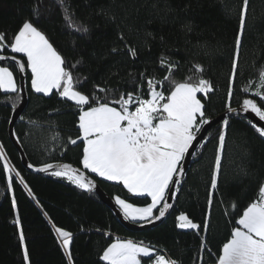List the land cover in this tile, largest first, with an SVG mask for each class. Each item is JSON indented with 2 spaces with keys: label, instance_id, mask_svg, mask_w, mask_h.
Returning a JSON list of instances; mask_svg holds the SVG:
<instances>
[{
  "label": "trees",
  "instance_id": "1",
  "mask_svg": "<svg viewBox=\"0 0 264 264\" xmlns=\"http://www.w3.org/2000/svg\"><path fill=\"white\" fill-rule=\"evenodd\" d=\"M241 5L242 0H64L63 5L60 0H0V33H5L10 41L22 23L31 19L63 56L65 66L80 78L78 90L109 100L127 91L146 93L148 78L162 80L168 75L160 64L162 56L168 63L177 65L170 81H165L160 89L166 95L172 83L185 81L192 74L193 65L200 64L205 70L204 77L214 88L209 98L202 100L206 115L213 121L227 112L231 59ZM34 9H38V16L33 15ZM66 16L74 25L86 26L88 31L69 27ZM186 23L191 25L190 31L183 27ZM113 48L117 51L113 52ZM129 48L135 49V57ZM4 54L18 56L7 50ZM0 65L14 72L18 84L14 63ZM262 67L264 0H249L238 74L232 85L233 109H241L245 98L256 99L264 106L258 97L243 91L249 84L253 91L257 90ZM25 84L26 107L16 114L13 132L28 164L37 168L45 163H68L82 169V141L78 140L77 145L68 143L70 137L77 138V110L69 106L71 102L61 101L55 94L43 97L32 92L30 72L25 73ZM96 86L109 91L99 93ZM21 103L20 92H0V148L13 177L9 189L8 173L3 170L5 161L0 160V264H24L18 229L13 223L17 216L26 237L30 264H67L53 224L73 233L74 264H103L99 256L117 238L143 242L180 264H215L218 247L229 238L232 217L256 198L259 186L264 183V138L255 132L247 116L226 117L230 127L218 191L213 194L211 208L208 206L210 181L222 122L214 125L193 151L163 222L153 228L128 232L97 191L86 193L45 173L36 175L26 171L8 137L12 116ZM17 172L20 177L16 176ZM87 174L113 202L116 196L140 206L150 202L130 196L121 185ZM21 178L24 183L20 182ZM232 204L237 207L233 209ZM209 212L210 231L206 234L176 227L180 214L202 224ZM147 224L151 223L138 225ZM202 239L207 241L204 250H201Z\"/></svg>",
  "mask_w": 264,
  "mask_h": 264
},
{
  "label": "snow or ice",
  "instance_id": "2",
  "mask_svg": "<svg viewBox=\"0 0 264 264\" xmlns=\"http://www.w3.org/2000/svg\"><path fill=\"white\" fill-rule=\"evenodd\" d=\"M63 2L64 0H60L61 5ZM248 3L249 0H242L238 16L239 25L234 41L227 92L229 103L226 107L229 114L235 111L230 103L233 96L232 85L238 74ZM33 15H39L38 9L33 10ZM65 19L68 26L76 31H88L84 25H74L69 16ZM183 27L191 30L190 24L186 23ZM120 38L123 39V36ZM6 50L18 56H6ZM112 51L117 49L113 48ZM129 53L132 57L136 56L135 49L129 48ZM6 60L14 62L20 73L30 72L32 92L42 94L43 97L55 94L61 101L71 102L69 106L77 110V138L70 137L68 143L77 145L78 140L82 141V169L68 163H45L34 170L64 180L86 193H92L96 188L95 180L87 175L94 174V177L103 181L121 185L132 197L150 200L145 206L139 207L116 196L115 205L125 220L132 223H154L163 220L172 207L168 201L170 196L174 198L173 190H179L181 181L177 177L183 174L182 162L194 147L197 134L205 125L211 123L202 100L208 99L214 88L204 77L203 66L194 64L190 69L192 74L183 82L172 83L166 95L165 91L160 89H163L165 81H170L172 70L177 65L168 63L167 58L162 56L160 64L167 69L168 75L162 80L148 78L146 93L127 91L113 96L110 100L95 94L87 95L77 88L81 83L80 78L75 77L71 68L65 66L63 56L31 19L22 23L10 41L5 33H0V61ZM75 67L73 64L72 68ZM141 77L143 78V73ZM256 88L257 90L253 91L252 85L249 84L243 91L264 102V67L259 72ZM20 90L14 72L9 67L0 65V92L11 94L19 93ZM96 91L107 94L109 90L96 86ZM241 111L254 113L260 121H264V106L258 104L256 99H243ZM251 126L259 137L264 138V126ZM229 127V119L224 118L218 134L211 175L209 208L213 203V194L218 191L222 154ZM0 160L6 161L3 153H0ZM28 167L32 168L33 165L29 164ZM3 170L8 173L7 186L11 189L12 168L5 162ZM16 176L20 177V173L17 172ZM20 182L24 183L22 178ZM29 195H33L30 189ZM12 206L16 207L15 199ZM231 207L235 209L237 206L232 204ZM176 219V227L179 229L205 234L210 231V212L202 224L193 222L186 214H180ZM13 223L18 229L23 262L30 264L29 250L19 216ZM53 228L67 264H74L71 251L73 233L55 224ZM206 244V239H202L201 250L206 248ZM143 258L148 259L144 261ZM99 260L103 264H180L143 242L119 238L103 250ZM215 264H264V183L259 186L256 198L232 217L229 238L222 243V247H218Z\"/></svg>",
  "mask_w": 264,
  "mask_h": 264
},
{
  "label": "water",
  "instance_id": "3",
  "mask_svg": "<svg viewBox=\"0 0 264 264\" xmlns=\"http://www.w3.org/2000/svg\"><path fill=\"white\" fill-rule=\"evenodd\" d=\"M9 62H12V61H0V64H3V63H9ZM14 63V62H12ZM17 73H18V84H19V88L21 89L20 90V95H22V103L20 105L19 108L16 109V112L13 114L12 116V120L10 122V125H9V133H8V137L9 139L11 140V143L13 144L15 150H17V152H19V155H20V159L23 163V166L24 168L26 169V171L30 172V173H33V174H36V175H40V174H43V173H40V172H36L34 169L35 168H29L28 167V162L26 161L25 159V156H24V153H23V150H21L18 142H16V139L14 138V125L16 123V120H17V117L16 114H21L23 112V110L25 109V105H26V100H27V95H26V92H25V88H26V84H25V73H20L17 69ZM245 115L247 116L248 118H250L251 122L253 124H256L257 127H261V126H264V122L263 121H260L259 118H256L251 112H242L241 109H235V111L231 114L228 113V111L226 113H224V115L222 116H219L217 118H214L213 121H211V123L209 125H205L204 128L201 130V132L197 135V141L194 142V147L192 149H190V154L187 155L185 157V160L182 162L183 164V174L179 177H177L178 179H182L184 176V173L187 171L188 169V166H189V163H190V159L193 155V151L195 150V148L204 140V137L206 136V134L209 132V130L211 128L214 127V125L220 123L223 121L224 118L226 117H229V116H235V115ZM88 175V174H87ZM89 176V175H88ZM90 177V176H89ZM91 178V177H90ZM94 191H97V193L99 194V196L101 197V199L105 202L106 206L109 207V209L114 213L116 219L118 220V222H121V224L123 225V227L128 231V232H135V231H138V230H142V229H146V228H153L155 226H158L160 225L163 220L161 221H155L154 223H151V224H147V225H138V224H135V223H132V222H127L123 215L118 211L115 203L109 198L103 194V192L100 190V188L98 187V184L96 183V188ZM175 191V189L173 190V192ZM172 201H173V197L170 196L169 198V203L172 204ZM169 211V210H168Z\"/></svg>",
  "mask_w": 264,
  "mask_h": 264
},
{
  "label": "rangeland",
  "instance_id": "4",
  "mask_svg": "<svg viewBox=\"0 0 264 264\" xmlns=\"http://www.w3.org/2000/svg\"><path fill=\"white\" fill-rule=\"evenodd\" d=\"M18 85V84H17ZM18 87H19V85H18ZM3 161H5V160H3ZM5 162H7L8 164H9V161H5ZM10 165V164H9ZM136 206H139V207H143V206H145V205H136ZM118 209V208H117ZM118 211H119V209H118ZM127 222H130V221H128V220H126ZM139 223H141V222H138V223H135V224H139ZM179 229V228H178ZM179 230H181V231H186V230H182V229H179ZM121 240H124V239H121ZM115 242V241H114Z\"/></svg>",
  "mask_w": 264,
  "mask_h": 264
},
{
  "label": "built area",
  "instance_id": "5",
  "mask_svg": "<svg viewBox=\"0 0 264 264\" xmlns=\"http://www.w3.org/2000/svg\"><path fill=\"white\" fill-rule=\"evenodd\" d=\"M0 151H1V148H0ZM1 153H2V151H1Z\"/></svg>",
  "mask_w": 264,
  "mask_h": 264
},
{
  "label": "crops",
  "instance_id": "6",
  "mask_svg": "<svg viewBox=\"0 0 264 264\" xmlns=\"http://www.w3.org/2000/svg\"><path fill=\"white\" fill-rule=\"evenodd\" d=\"M91 174V173H90ZM92 175H94V174H92ZM100 179V178H99Z\"/></svg>",
  "mask_w": 264,
  "mask_h": 264
}]
</instances>
